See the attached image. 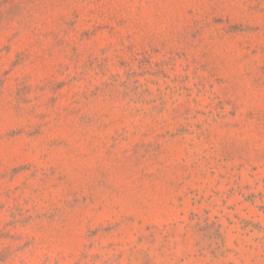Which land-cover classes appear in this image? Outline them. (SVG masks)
<instances>
[{
  "label": "rangeland",
  "instance_id": "obj_1",
  "mask_svg": "<svg viewBox=\"0 0 264 264\" xmlns=\"http://www.w3.org/2000/svg\"><path fill=\"white\" fill-rule=\"evenodd\" d=\"M0 264H264V0H0Z\"/></svg>",
  "mask_w": 264,
  "mask_h": 264
}]
</instances>
